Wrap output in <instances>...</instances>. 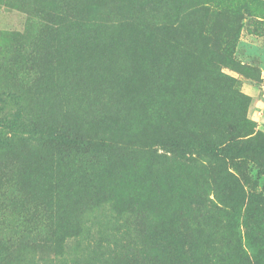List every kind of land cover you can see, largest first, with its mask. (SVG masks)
<instances>
[{"label": "rangeland", "instance_id": "1", "mask_svg": "<svg viewBox=\"0 0 264 264\" xmlns=\"http://www.w3.org/2000/svg\"><path fill=\"white\" fill-rule=\"evenodd\" d=\"M57 4L0 0V97L19 92L37 113L130 144L87 170L36 146L0 154V264H72L53 254L63 236L115 222H144L147 248L170 264H264V152L219 167L163 143L218 124L264 144V0H62L71 20L58 36L46 19ZM85 57L71 104L55 83ZM149 94L170 123L148 112Z\"/></svg>", "mask_w": 264, "mask_h": 264}, {"label": "trees", "instance_id": "2", "mask_svg": "<svg viewBox=\"0 0 264 264\" xmlns=\"http://www.w3.org/2000/svg\"><path fill=\"white\" fill-rule=\"evenodd\" d=\"M61 1L58 0L57 6L46 18L47 20L50 17L56 18L58 27L50 26L48 29L51 31H48L57 33V36L71 20V15L60 7ZM42 35H38L36 38L42 40ZM59 41L60 39L56 37L53 42L58 45ZM176 47H180V43ZM160 57L163 58L158 60V64L167 62V53L161 56L155 55L151 62ZM89 59L85 57L81 68L77 70H74V67L66 70L55 83L56 86L64 87L68 95V102L71 104L80 105L79 94L84 89V79L88 77L86 68L92 66ZM124 66V62H120L119 67L122 72L125 71ZM163 70L169 71V65ZM43 72L41 68L32 70L33 79H37L34 81L35 84L42 82ZM7 99L14 104V110L7 112L3 110V107H0V154L24 152L27 146H36L44 149L52 157L56 156L61 161L74 162L80 168L87 170L90 163L92 164L108 150L116 147L126 148L130 144L128 140L124 139L116 143L112 138L93 135L87 125L78 127L66 120L58 119L55 115H48L43 110L42 113H37L30 102L22 99L19 92L8 90L5 96L0 97L3 104ZM147 110L153 115H159L163 120L167 118L165 109L158 107L157 98L153 94L147 96ZM166 122L170 123V120H166ZM226 129L214 124L207 133L196 136L178 133L173 140H165L163 143L172 152L196 154L216 163L219 167H225L229 161L239 158L246 152H264V144L252 145L248 139L228 136L231 133L230 131L225 132ZM257 175H264V169L259 170ZM6 179L7 181L11 180L9 176ZM1 184L3 183L0 182ZM54 186H56V182H54ZM9 187L11 184L8 187L5 186V191L12 192ZM84 226L82 234L70 232L63 236L53 254L66 256L72 264H170L161 258L159 260L154 249L149 246L147 248L148 244L144 238L146 229L144 222H115L113 224L115 228L104 235L90 223L84 224ZM37 230L38 228H33L32 231ZM76 246H80L88 253L87 258L78 255Z\"/></svg>", "mask_w": 264, "mask_h": 264}]
</instances>
